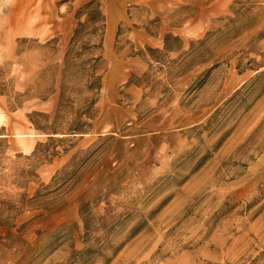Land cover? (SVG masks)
<instances>
[{
  "label": "rangeland",
  "instance_id": "374dc122",
  "mask_svg": "<svg viewBox=\"0 0 264 264\" xmlns=\"http://www.w3.org/2000/svg\"><path fill=\"white\" fill-rule=\"evenodd\" d=\"M0 264H264V0H0Z\"/></svg>",
  "mask_w": 264,
  "mask_h": 264
}]
</instances>
